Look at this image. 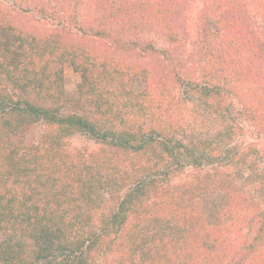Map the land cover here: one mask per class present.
<instances>
[{"label": "trees", "instance_id": "16d2710c", "mask_svg": "<svg viewBox=\"0 0 264 264\" xmlns=\"http://www.w3.org/2000/svg\"><path fill=\"white\" fill-rule=\"evenodd\" d=\"M71 2L0 3V264H264L263 44L247 20L264 0H104L94 29ZM75 31L161 56L166 78Z\"/></svg>", "mask_w": 264, "mask_h": 264}, {"label": "rangeland", "instance_id": "374dc122", "mask_svg": "<svg viewBox=\"0 0 264 264\" xmlns=\"http://www.w3.org/2000/svg\"><path fill=\"white\" fill-rule=\"evenodd\" d=\"M16 1V2H15ZM0 0L1 5L3 6H9L13 5L16 8L19 7H29L31 10H33V7L35 4L39 3H44L46 7L49 8L50 11L54 9L56 6L57 1L59 0ZM97 2L98 3H103L104 0H72L71 2V7L73 6L75 8V13L76 19H83L84 21L87 22L89 26H91L93 29L98 26V21H96V14L101 13V10L99 7H97ZM32 3V4H31ZM101 7V5H100ZM154 9L149 10V14L153 16L152 21L155 23L157 21V14L154 12ZM33 18L31 19L32 23H36V20H38L39 16L38 14H34V12L30 13ZM242 15V14H241ZM246 15V13H245ZM81 16V17H80ZM247 20L250 23H255L257 26V32L261 38L262 41V49L264 51V7L259 10L258 14L256 15L255 13L251 15V19L249 20V14L247 13ZM46 24H55L57 21L51 22V20H42ZM76 33V34H75ZM73 34H71L70 39L75 42H81L78 39L76 40V36H83V42L86 43L89 47V49L94 52L98 53L101 55H105L107 51L111 52L114 57H117L121 61H125L128 64L134 63L138 68L141 67H149L152 69V67L155 68V72L157 73L158 78H166L162 75V72L166 73V69L164 67V60L161 56L156 55H148L144 57H137L135 53H129L131 50H121L119 51L117 46L113 45L111 42L108 40H101V39H96V38H91V37H86L82 33L79 34V32L75 31ZM166 33V30L164 31ZM163 32H158L156 29H145L143 32L144 37L149 40L153 41L154 45L158 49H164L171 47L168 44V40L166 39V35ZM188 33V32H187ZM125 32L121 30V28H118V31L114 32V36H117L119 38H123V35ZM189 34V33H188ZM142 36V35H141ZM262 51V55L258 58V63H262L260 66L264 70V52ZM143 58V59H141ZM154 65V66H153ZM63 78H64V92H65V97L69 101H73L78 97V92H77V85L80 82V76L79 74L75 73L70 66L69 61L64 63L63 66ZM135 87L134 89L137 92H142L144 90L145 86V79H144V74H140L135 80ZM166 82V81H165ZM173 96L178 99L182 100L183 103L187 104L190 103L189 100H187L185 96V92L182 90H175ZM70 108H63L62 112L64 114L70 113ZM200 128L199 131L206 133L209 131H212L216 128L214 126L212 129L211 127H208L205 129L206 125L205 123L199 124ZM67 142L73 149H86L88 151H95L99 148V145L89 136L82 134V133H73L67 138ZM211 167H208L207 165L203 168L204 170H209ZM187 171H190V168L187 169Z\"/></svg>", "mask_w": 264, "mask_h": 264}]
</instances>
